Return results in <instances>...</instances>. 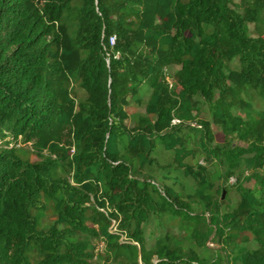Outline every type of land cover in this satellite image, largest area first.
<instances>
[{
  "label": "trees",
  "instance_id": "1",
  "mask_svg": "<svg viewBox=\"0 0 264 264\" xmlns=\"http://www.w3.org/2000/svg\"><path fill=\"white\" fill-rule=\"evenodd\" d=\"M262 103L264 0H0V264H264Z\"/></svg>",
  "mask_w": 264,
  "mask_h": 264
},
{
  "label": "rangeland",
  "instance_id": "2",
  "mask_svg": "<svg viewBox=\"0 0 264 264\" xmlns=\"http://www.w3.org/2000/svg\"><path fill=\"white\" fill-rule=\"evenodd\" d=\"M174 71H175V69L171 70L170 74H172ZM258 108L264 110V103L260 104L258 106ZM129 112H132V110L130 109ZM198 117H199V119H203V120L209 121L211 123L210 117L208 116V114L206 112L200 113L198 115ZM195 125H196L195 127H197V124H195ZM211 136L213 138L212 145L221 144L223 142V137L221 136L220 128L216 127L212 123H211ZM236 145H238V142H236V141L233 142L232 146H236ZM196 162L204 165V161L202 160L201 157L197 158L194 161H190V164L193 165ZM235 184H236V178L235 177L230 178L228 180L227 184H225L226 188L228 190H230L229 197H230L231 202H233V203L236 201V196H235V192H234ZM242 186L246 189L247 188L252 189L254 185L252 182L244 181L242 183ZM224 195L227 197L226 193ZM157 221H159V220L152 221V223H150L145 230V239H146L147 248H152L156 238H158L160 235H162L165 231L164 228L157 225ZM172 233L176 234L177 236H180V233H178L177 231H174ZM209 247L210 248L214 247V249H217V250L221 248V246H213L211 244H209ZM100 249H101V247H100Z\"/></svg>",
  "mask_w": 264,
  "mask_h": 264
}]
</instances>
